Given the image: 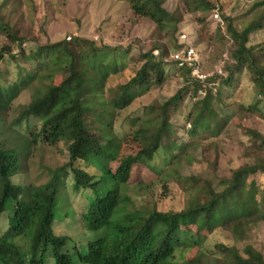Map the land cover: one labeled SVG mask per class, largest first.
I'll use <instances>...</instances> for the list:
<instances>
[{
	"label": "trees",
	"instance_id": "16d2710c",
	"mask_svg": "<svg viewBox=\"0 0 264 264\" xmlns=\"http://www.w3.org/2000/svg\"><path fill=\"white\" fill-rule=\"evenodd\" d=\"M126 1L136 15L149 19L159 29L171 27L174 32L182 18L178 8L167 10L163 6L164 0ZM186 5L190 12L214 10L209 0H193V6ZM199 19L203 22L205 16ZM262 29L264 13L241 31L229 23L228 32L235 48L231 51L233 63L223 68L227 76L216 73L206 78L205 86H202L200 79L191 76V68H177L187 86L155 107L154 114L143 117L137 131L140 150L137 154L119 156L120 164L114 174L108 167L110 161L118 158L120 146L110 129L114 109L126 107L149 85L163 82L165 49L156 45L148 50L141 49L140 66L134 68V76L109 88L112 97L109 102H101L98 97L102 96L109 75L119 71L116 65L104 61L95 63L98 53L109 50V46L97 47L94 40L79 36L39 46L40 59L16 81V87L5 90L0 84V134L3 144L12 147H0V223L4 214L9 216L6 230L0 236V264H203L184 260V253L192 244V235L182 238L188 223L196 225L198 231L207 230L209 233L222 227L231 234L233 243L242 254L237 251L234 261L221 264H264V254L246 242L245 229L246 221L252 215L262 214L264 217V190L258 200L255 180L258 175H264V155H256L252 161L233 170L221 190L215 189L208 179H204V185L200 187V180L193 176L195 193L179 211L137 208L129 205L130 198L121 192L134 163L143 159L150 161L160 150L169 151L173 145L183 146L168 143L171 139V106L182 98L184 90L196 87L193 96L196 98L185 120L190 126L189 135L200 128H208L214 108L225 115L232 113L233 104H226L222 94L225 87H231L235 74L243 69L250 71L259 93L264 94V46L257 49L247 46L249 34ZM0 33L7 37L0 47V62L5 54L11 55L14 48L18 53L11 55L12 59L24 62L27 53L23 44L30 40L17 36L8 26ZM158 49L161 51L155 55ZM196 65L201 70L202 64ZM56 72L66 74L59 84L53 82ZM212 82L218 84L212 85ZM23 89L30 90L31 99L7 123L5 115L9 103ZM202 90L205 95L198 93ZM247 110L259 112V104L250 105ZM251 132L257 139L264 140L257 131ZM85 134L100 136L104 141L98 163L93 166L95 170L99 169L97 172L79 165L83 160L79 151L88 137ZM59 142L66 143L69 160L60 168L49 169L51 176L45 183L26 185L14 182L13 178H19L23 173L22 157H27L31 149L41 144L55 146ZM68 170L73 176L74 189L91 193L80 220L81 230L95 234H91L93 239L85 244L73 247L69 246L71 239L67 235L54 231L57 202ZM100 183L104 185L102 189L98 188ZM243 190H248L251 195L252 204L246 211L236 201V196ZM18 238H24L23 245L18 244ZM217 247L225 251L231 249L223 243ZM176 252L180 254L178 258Z\"/></svg>",
	"mask_w": 264,
	"mask_h": 264
},
{
	"label": "rangeland",
	"instance_id": "374dc122",
	"mask_svg": "<svg viewBox=\"0 0 264 264\" xmlns=\"http://www.w3.org/2000/svg\"><path fill=\"white\" fill-rule=\"evenodd\" d=\"M209 1L213 4L214 10L204 13L188 11L186 4L193 6V0H164L163 6L167 10L173 11L178 8L182 13L177 29L172 32L171 27L159 29L149 19L136 15L126 0H0V32H4L8 26L17 36L30 40L23 44L27 53L24 62L12 59L11 55L18 53L17 48L13 49L11 55H4L0 62L1 87L5 90L16 87V81L24 77L31 69V64L40 59L39 46L61 40L68 41L79 36L94 40L97 47L103 45L110 47L109 50L99 52L95 62L97 64L104 61L116 65L119 70L109 75L102 96L98 97L101 102H109L112 94L108 89L134 76V68L140 66L141 49L148 50L152 45L165 49L163 82L159 85H149L126 107L114 109L110 129L115 136L114 139L120 142L118 158L110 161L108 165L110 172L114 174L119 167L120 157L137 154L140 150L137 131L143 117L154 114L155 107L165 103L188 84L173 63L180 35L185 33L188 40L198 46L196 50L202 64L201 70L199 69L201 76L206 79L217 71L218 73L222 71L224 76H227L223 68L233 63L231 51L235 48L228 32L229 23L231 22L237 31H241L255 21L258 15L264 13L262 3L264 0ZM214 13L218 14L220 21L214 19ZM204 16L205 20L202 22L199 18ZM6 38L5 34L0 33V47ZM247 46L256 49L259 46L263 47L264 29L251 32ZM159 51L161 49L154 54L158 55ZM54 75L53 82L56 84L66 77L62 72H56ZM200 82L205 86L202 79ZM195 90L196 87L193 86L184 90L182 98L172 104L170 110L171 139L168 144L171 145L172 142L183 146L180 148L173 145L169 151L160 150L152 160L143 159L131 166L129 178L121 189V192L130 198L129 205L149 210L156 208L159 211H179L195 193L193 176L200 180V187L204 185L203 180L208 179L215 189L221 190L226 185L225 179L231 176L233 170L245 162L252 161L256 155H264V140L257 139L251 132L255 130L264 136V94L259 93L249 70L243 69L239 74H235L231 87L224 88L222 99L226 104H233L230 109L232 113L225 115L217 107V110L214 108V116L212 115L208 128H200L195 134L189 135L190 126L185 120L196 98L193 97ZM215 91L216 89L213 90ZM198 93L205 95L204 90ZM30 99L29 89H23L11 99L5 115L7 123L13 120L18 114L17 110ZM255 103L259 104V112L247 110ZM93 133L96 134L95 131ZM87 134L85 135L88 137L79 151V156L84 161L81 160L79 165L97 172L99 169L95 170L93 166L98 163V156L103 150L101 148L105 146L104 141L99 138L100 136ZM65 144V142H59L55 146L41 144L31 149L27 157L21 158L23 173L19 178H13L14 182L26 185L45 183L51 176L50 170L62 167L69 160ZM0 147L12 148L3 144L1 134ZM170 159L172 160L169 162ZM67 174L63 179L57 202L54 231L67 235L71 239L69 246L73 247L85 244L93 239L95 234L91 233L93 236L81 230L80 220L88 207L91 193L84 190L76 191L69 170ZM255 180L257 199L260 200L264 190V175H258ZM141 185L145 188H140ZM103 186L100 183L98 188L102 189ZM236 201L243 211L248 210L252 204L249 191H241L236 196ZM8 217V213L2 216L0 236L6 230ZM245 229L248 236L246 242L264 254L263 215L255 214L249 217ZM188 234L192 235V244L185 251L184 260L221 264L224 261L226 263L234 261L238 255L237 251L242 254L239 247L233 243L231 234L222 227L208 233L207 230L198 231L196 225L188 223L182 238ZM17 242L23 245L24 238H18ZM219 243L231 249L220 250L217 247ZM179 255V252H176V258Z\"/></svg>",
	"mask_w": 264,
	"mask_h": 264
},
{
	"label": "built area",
	"instance_id": "2783aa9c",
	"mask_svg": "<svg viewBox=\"0 0 264 264\" xmlns=\"http://www.w3.org/2000/svg\"><path fill=\"white\" fill-rule=\"evenodd\" d=\"M214 19L219 20V16L217 13L213 15ZM180 48L175 51L173 55V60L177 63L179 68H191L192 75L196 76L198 79H202L204 81L205 77L201 76L199 73V69L197 67V63H199V55L196 50L189 44L187 35H180Z\"/></svg>",
	"mask_w": 264,
	"mask_h": 264
},
{
	"label": "clouds",
	"instance_id": "9594fccd",
	"mask_svg": "<svg viewBox=\"0 0 264 264\" xmlns=\"http://www.w3.org/2000/svg\"><path fill=\"white\" fill-rule=\"evenodd\" d=\"M215 14V13H214ZM213 14V15H214ZM218 21H220V19L218 20ZM188 37V36H187ZM179 41H180V37H179ZM189 41V40H188ZM189 44L196 50V47L194 46L195 44H193V43H191L190 41H189ZM181 46H180V44L178 45V48H177V50L180 48ZM176 50V51H177ZM196 52L198 53V55H199V52L196 50ZM173 62H175L174 60H173ZM176 63V62H175ZM199 63H200V55H199ZM176 65H177V63H176ZM177 67H178V65H177ZM179 68V67H178ZM200 71V70H199ZM217 74L219 75V74H223L222 73V71H219V73H218V71H217ZM214 75V74H213ZM194 77H196V76H194ZM204 82V81H203ZM218 84V82H212V85H217Z\"/></svg>",
	"mask_w": 264,
	"mask_h": 264
}]
</instances>
